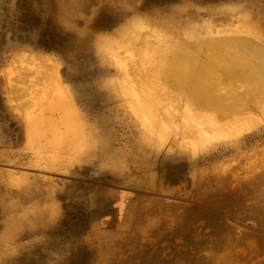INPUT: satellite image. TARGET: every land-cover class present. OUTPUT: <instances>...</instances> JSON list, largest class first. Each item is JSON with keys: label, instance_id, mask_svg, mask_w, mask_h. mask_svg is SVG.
I'll use <instances>...</instances> for the list:
<instances>
[{"label": "rangeland", "instance_id": "obj_1", "mask_svg": "<svg viewBox=\"0 0 264 264\" xmlns=\"http://www.w3.org/2000/svg\"><path fill=\"white\" fill-rule=\"evenodd\" d=\"M194 34L264 53V0H0V264H264V98L157 79Z\"/></svg>", "mask_w": 264, "mask_h": 264}, {"label": "bare ground", "instance_id": "obj_2", "mask_svg": "<svg viewBox=\"0 0 264 264\" xmlns=\"http://www.w3.org/2000/svg\"><path fill=\"white\" fill-rule=\"evenodd\" d=\"M169 26L170 27H168V31L171 32V35L176 34L177 33L176 27H178V26H176L175 24H172V23L171 24L169 23ZM141 29H142V27H141ZM208 32H210V31H208ZM191 34H192V32H191ZM131 36L132 35H130V37ZM166 37H169V36L167 35ZM207 37L199 40V38H197V36H195V34H194L193 37H191L190 41H183V40L179 39V37H178L177 38L178 40H176V42L174 41L175 44L170 49H168L163 55H161L163 57V62L161 63L160 68H158V75L160 78L157 76L158 77L157 79H161L162 82L164 81V84L168 85L171 90H173V91L175 90L177 93L184 91V93H180V94H184L186 102L187 101L192 102V104H195L196 107L198 106V107L206 108V109H208V108L214 109L215 108V110L223 108V110H221V112L220 111L218 112V114H220L222 116L228 114L227 110H230L228 108L239 107V111H236V112L241 113L242 111H245L244 110L245 108L249 109V107L252 104H254L256 106H260V102H254L257 100V99H255V96L253 95L254 93H248L247 90L248 89L256 90V91L261 93L260 94L257 92V94H259L262 98H264L263 97L264 96L263 95L264 94V53H263L262 49L259 50L257 47L254 48L253 47L254 44L252 45L250 42L247 43L248 40L243 41V40L237 39V38L236 39L235 38L218 39L217 37L216 38H214V37L213 38H211V37L207 38ZM174 40H175V38H174ZM166 43H167V41H166ZM201 49L205 50V52L202 53ZM19 56H21V55H19ZM33 56H34V54H33ZM21 57L23 58L24 56L22 55ZM29 62H31V61L29 60ZM118 63H120V62H118ZM42 66H41V68H42ZM24 68H25L24 70H27V71L31 70V69H28L26 67H24ZM38 68H40V67H38ZM38 68L36 70H38ZM28 76H30V75H28ZM26 77H24V78H26ZM41 79L42 78L38 77L37 80H41ZM231 79L244 80L248 85H246V87H245V89H243V91L246 90V88H247V90L244 92L243 91L239 92V90H237V88L235 89V87H234L235 83H232L233 81L231 83L229 82ZM15 80H17V77ZM51 80H53V79H51ZM162 82H160V83H162ZM225 82L228 84V88H229L228 90H223L222 85ZM236 85L238 87L239 84H236ZM55 86L58 90V83L55 84ZM138 87L142 88V86H138ZM232 89L237 90L242 95H244L246 93L247 96H249L248 99L253 100L252 102H254V103H252V104L250 103V106H248L249 103L247 104L244 101H242L243 100L242 95L238 98L235 96L236 100L233 99L232 101H230L231 95H234L233 92H231ZM61 91H63V90L61 89ZM237 91H236L235 95H237V93H238ZM169 93H166V95L164 97L165 98L168 97V99L171 100V99H173V96L171 93L170 94ZM60 94L64 97L62 92H60ZM143 94H144L143 98H146L147 95H146L145 90L143 91ZM251 95H253V96H251ZM20 97H22V96H20ZM262 100L264 101V99H262ZM17 101H19V100H17ZM63 102L66 103V105L70 106V103L67 99L63 100ZM133 104H134V102H133ZM263 104H264V102H263ZM28 105H30V104L28 103ZM222 105H224V107H222ZM196 107L194 106V108H196ZM201 108H198V109H201ZM256 108L258 109V107H256ZM260 108L261 107H259V109ZM138 110H139V108H138ZM202 112H203V109H202ZM197 113H199V112H197ZM218 114H216L215 116L218 117L217 116ZM210 115H208V117ZM204 116L206 117L207 115L204 113ZM204 116H202V117H204ZM222 116H220V117H222ZM163 118H164V116H163ZM210 118L212 119L214 117H210ZM219 119H221V118H219ZM246 121H248V120H246ZM165 122H166V119H165ZM214 122H216V121H214ZM221 122L223 124V121H221ZM221 122H218V123H221ZM239 122H240V120H239ZM211 124H212V121H211ZM147 127H148V125H147ZM215 127H217V126H214V128ZM236 127H237V125H236ZM163 129H165V128H163ZM215 129H217V128H215ZM218 130H219V128H218ZM199 131H200V129H199ZM219 131H221V129ZM223 131H225V129H223ZM206 134H205V136H206ZM214 135H215V132H214ZM215 137H217V136H215ZM210 140H211V138H210ZM192 141H194V140H192ZM193 144H194V142H193Z\"/></svg>", "mask_w": 264, "mask_h": 264}, {"label": "crops", "instance_id": "obj_3", "mask_svg": "<svg viewBox=\"0 0 264 264\" xmlns=\"http://www.w3.org/2000/svg\"><path fill=\"white\" fill-rule=\"evenodd\" d=\"M189 31H191V29Z\"/></svg>", "mask_w": 264, "mask_h": 264}]
</instances>
